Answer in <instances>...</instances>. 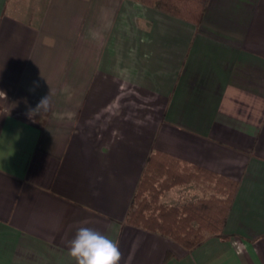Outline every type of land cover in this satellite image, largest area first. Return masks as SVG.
Returning a JSON list of instances; mask_svg holds the SVG:
<instances>
[{
    "label": "crops",
    "instance_id": "obj_1",
    "mask_svg": "<svg viewBox=\"0 0 264 264\" xmlns=\"http://www.w3.org/2000/svg\"><path fill=\"white\" fill-rule=\"evenodd\" d=\"M153 153L235 183L221 235L187 249L127 221ZM81 227L119 264H264V0H208L197 23L139 0H0V264H76Z\"/></svg>",
    "mask_w": 264,
    "mask_h": 264
},
{
    "label": "trees",
    "instance_id": "obj_2",
    "mask_svg": "<svg viewBox=\"0 0 264 264\" xmlns=\"http://www.w3.org/2000/svg\"><path fill=\"white\" fill-rule=\"evenodd\" d=\"M169 14L197 23L208 0H139ZM191 179L202 180L215 193L180 205L166 206L158 202L160 194L172 185ZM235 190V183L207 170L188 171L178 160L160 153L147 159L143 177L128 211L127 221L156 230L187 249L199 245L208 235H221V229ZM158 202V203H157Z\"/></svg>",
    "mask_w": 264,
    "mask_h": 264
},
{
    "label": "clouds",
    "instance_id": "obj_3",
    "mask_svg": "<svg viewBox=\"0 0 264 264\" xmlns=\"http://www.w3.org/2000/svg\"><path fill=\"white\" fill-rule=\"evenodd\" d=\"M49 103V95L43 97L35 109H30V114L46 111ZM67 243L76 264H119L122 257L118 242L93 228H79Z\"/></svg>",
    "mask_w": 264,
    "mask_h": 264
},
{
    "label": "rangeland",
    "instance_id": "obj_4",
    "mask_svg": "<svg viewBox=\"0 0 264 264\" xmlns=\"http://www.w3.org/2000/svg\"><path fill=\"white\" fill-rule=\"evenodd\" d=\"M211 186H212V184H207V186L205 187L206 189H203L202 191L204 192V194H206V195H210V194H214L215 193V191L211 188ZM217 196H222V194L221 193H215ZM159 199H160V196H159V198H158V202H159ZM157 202V203H158Z\"/></svg>",
    "mask_w": 264,
    "mask_h": 264
}]
</instances>
